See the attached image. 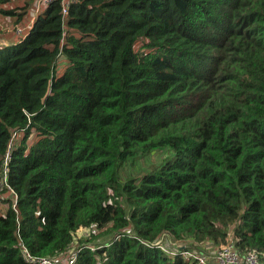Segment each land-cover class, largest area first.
<instances>
[{"label": "trees", "instance_id": "trees-1", "mask_svg": "<svg viewBox=\"0 0 264 264\" xmlns=\"http://www.w3.org/2000/svg\"><path fill=\"white\" fill-rule=\"evenodd\" d=\"M41 1L0 0V264H264V0Z\"/></svg>", "mask_w": 264, "mask_h": 264}, {"label": "built area", "instance_id": "built-area-1", "mask_svg": "<svg viewBox=\"0 0 264 264\" xmlns=\"http://www.w3.org/2000/svg\"><path fill=\"white\" fill-rule=\"evenodd\" d=\"M53 0H42L43 3H50ZM68 3H65V6L62 9L63 13H66ZM9 160V151L5 153L4 156V164ZM159 242V241H158ZM157 242V243H158ZM23 252L26 255L27 261L32 264H74L78 250L72 249L68 258L63 260L52 259L48 257H33L26 253L25 248H23ZM184 258L189 259L195 258L198 260L200 264H260L259 255L255 251L247 252L246 254L240 255L236 250L232 248L231 245H227L221 247L218 250H214L211 252V256H198L193 252L182 251L180 252ZM208 259V260H207Z\"/></svg>", "mask_w": 264, "mask_h": 264}, {"label": "rangeland", "instance_id": "rangeland-1", "mask_svg": "<svg viewBox=\"0 0 264 264\" xmlns=\"http://www.w3.org/2000/svg\"><path fill=\"white\" fill-rule=\"evenodd\" d=\"M44 6H42L43 8ZM3 29H6L8 30L9 27H5ZM2 42H7L6 39L4 38H0V43ZM165 155V151H159V152H155L153 153L152 155L150 156H147L143 159V161H139L135 164V169H142V168H145L147 167L148 165H150L151 163L153 164H158L160 162V160L162 159V157ZM122 172H120V176H122ZM1 192H2V187L0 188ZM84 235V234H82ZM208 260V259H207Z\"/></svg>", "mask_w": 264, "mask_h": 264}]
</instances>
